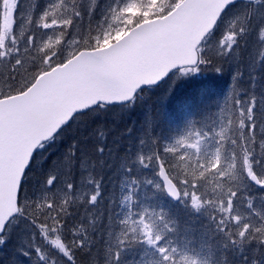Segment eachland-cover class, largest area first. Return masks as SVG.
<instances>
[{"label":"snow or ice","instance_id":"snow-or-ice-1","mask_svg":"<svg viewBox=\"0 0 264 264\" xmlns=\"http://www.w3.org/2000/svg\"><path fill=\"white\" fill-rule=\"evenodd\" d=\"M0 264H264V0H0Z\"/></svg>","mask_w":264,"mask_h":264},{"label":"trees","instance_id":"trees-1","mask_svg":"<svg viewBox=\"0 0 264 264\" xmlns=\"http://www.w3.org/2000/svg\"><path fill=\"white\" fill-rule=\"evenodd\" d=\"M195 87L196 89H206L209 92H215L217 90L215 82L208 75H205V77L202 78V83L197 84ZM153 99H155V97H153Z\"/></svg>","mask_w":264,"mask_h":264}]
</instances>
